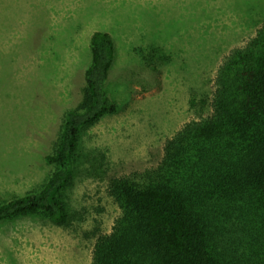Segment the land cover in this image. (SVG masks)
<instances>
[{
  "label": "rangeland",
  "instance_id": "1",
  "mask_svg": "<svg viewBox=\"0 0 264 264\" xmlns=\"http://www.w3.org/2000/svg\"><path fill=\"white\" fill-rule=\"evenodd\" d=\"M263 21L264 0H0V202L49 175L44 156L81 98L97 30L116 48L106 88L118 105L82 133L63 192L70 224L0 222V264H93L120 214L109 180L157 165L165 141L210 112L217 66ZM152 44L168 56L157 71L136 53Z\"/></svg>",
  "mask_w": 264,
  "mask_h": 264
},
{
  "label": "trees",
  "instance_id": "2",
  "mask_svg": "<svg viewBox=\"0 0 264 264\" xmlns=\"http://www.w3.org/2000/svg\"><path fill=\"white\" fill-rule=\"evenodd\" d=\"M89 50L81 98L63 112L44 156L49 175L35 190L0 202V222L40 215L70 224L63 192L82 133L118 110L106 88L112 36L92 32ZM163 51L152 44L136 53L157 71L168 60ZM209 106L165 141L157 165L109 180L120 214L96 239L93 264H264V21L223 56Z\"/></svg>",
  "mask_w": 264,
  "mask_h": 264
}]
</instances>
